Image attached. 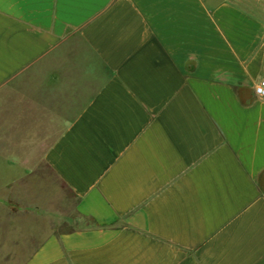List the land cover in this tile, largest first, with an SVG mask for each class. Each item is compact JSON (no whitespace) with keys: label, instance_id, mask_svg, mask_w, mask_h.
<instances>
[{"label":"crops","instance_id":"obj_1","mask_svg":"<svg viewBox=\"0 0 264 264\" xmlns=\"http://www.w3.org/2000/svg\"><path fill=\"white\" fill-rule=\"evenodd\" d=\"M261 79L264 16L240 0H0L16 264H264ZM61 187L91 224L61 230Z\"/></svg>","mask_w":264,"mask_h":264},{"label":"rangeland","instance_id":"obj_2","mask_svg":"<svg viewBox=\"0 0 264 264\" xmlns=\"http://www.w3.org/2000/svg\"><path fill=\"white\" fill-rule=\"evenodd\" d=\"M242 4H245V6L251 8L254 12H257L261 15L264 16V0H240ZM19 144L22 142H25L26 144L30 146L36 145V141H17ZM50 141H46L48 144ZM3 146H5V141L2 142ZM32 181V180H31ZM33 185H37V182H33ZM39 184V182H38ZM33 190L37 194L38 197H42L44 194L43 192H46V195L48 196L49 193V180H47V183L45 185H37V187H34ZM4 194V191L0 189V194ZM61 214L63 218V224L61 227L62 231H70L73 227L78 226L80 224H91L90 221L85 220L83 221L80 219L75 213H74V200L71 197V195L64 189V187H61ZM30 226V222H24L22 221L21 223L18 224V228L21 230H27L28 227ZM12 225L9 224L5 219H4V210L0 209V242L3 243V245H0V264H16L21 261V258L25 255V249L18 248L14 249L12 246H9L5 241L6 235L8 231H11ZM13 252L16 256L14 260L11 261H4L1 256L4 255V253ZM16 251V252H15Z\"/></svg>","mask_w":264,"mask_h":264},{"label":"built area","instance_id":"obj_3","mask_svg":"<svg viewBox=\"0 0 264 264\" xmlns=\"http://www.w3.org/2000/svg\"><path fill=\"white\" fill-rule=\"evenodd\" d=\"M253 89L259 90L261 97H264V79L259 80L254 86ZM254 92V91H253ZM256 96V95H255Z\"/></svg>","mask_w":264,"mask_h":264},{"label":"clouds","instance_id":"obj_4","mask_svg":"<svg viewBox=\"0 0 264 264\" xmlns=\"http://www.w3.org/2000/svg\"><path fill=\"white\" fill-rule=\"evenodd\" d=\"M254 94L256 95V99L262 103H264V97H261L259 90L257 89H253Z\"/></svg>","mask_w":264,"mask_h":264}]
</instances>
